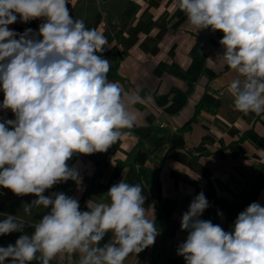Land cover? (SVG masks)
<instances>
[{"label": "clouds", "instance_id": "9594fccd", "mask_svg": "<svg viewBox=\"0 0 264 264\" xmlns=\"http://www.w3.org/2000/svg\"><path fill=\"white\" fill-rule=\"evenodd\" d=\"M70 0H0V109L14 119L0 122V187L14 194H34L25 204L50 209L32 235L0 247V264H50L57 257L79 255L78 264H124L130 254L154 245L155 217L144 207L140 184L124 180L112 185L105 201L87 204L64 193L45 196L47 189L79 172L68 161L76 154L106 152L136 122L134 106L150 101L140 89L125 92L110 81V62L101 53L107 37L74 19ZM196 30L223 32L222 61L238 76L227 91L235 110L264 113V0H175ZM19 21L42 19L38 31L18 33ZM209 201L201 191L182 214L186 240L178 255L186 264H264V206L252 202L240 212L232 231L203 220ZM218 215H222L218 212ZM25 221L7 215L0 235L23 232ZM111 233L109 242L101 246ZM39 254V256L37 255Z\"/></svg>", "mask_w": 264, "mask_h": 264}, {"label": "crops", "instance_id": "0c3cea01", "mask_svg": "<svg viewBox=\"0 0 264 264\" xmlns=\"http://www.w3.org/2000/svg\"><path fill=\"white\" fill-rule=\"evenodd\" d=\"M69 9L74 19L107 37L100 55L110 62L108 79L125 92L139 88V95L151 100L134 106V127L106 152L76 154L68 161L79 172L78 182L58 183L44 195L64 193L87 211L89 201H105L109 188L121 180L140 184L146 215H154L158 235L154 245L130 254L124 264H186L178 255L188 234L181 230V218L201 191L209 207L200 218L225 231H232L238 214L252 202L264 206V113L235 110L227 89L238 73L220 58L223 32L196 31L175 0H70ZM42 22L21 23L18 17L9 28L36 32ZM3 99L0 90V104ZM14 118L0 109V122ZM0 193V221L7 215L25 221L23 232L0 235V247H7L21 235H32L50 209L34 207L28 215L23 208L37 198L34 194L18 196L2 187ZM78 260L79 255H64L50 264Z\"/></svg>", "mask_w": 264, "mask_h": 264}, {"label": "built area", "instance_id": "2783aa9c", "mask_svg": "<svg viewBox=\"0 0 264 264\" xmlns=\"http://www.w3.org/2000/svg\"><path fill=\"white\" fill-rule=\"evenodd\" d=\"M0 198H1V193H0Z\"/></svg>", "mask_w": 264, "mask_h": 264}, {"label": "rangeland", "instance_id": "374dc122", "mask_svg": "<svg viewBox=\"0 0 264 264\" xmlns=\"http://www.w3.org/2000/svg\"><path fill=\"white\" fill-rule=\"evenodd\" d=\"M2 198H0V200H1Z\"/></svg>", "mask_w": 264, "mask_h": 264}]
</instances>
